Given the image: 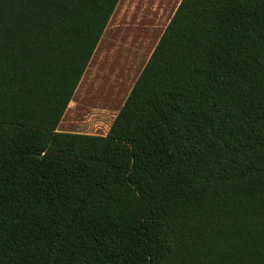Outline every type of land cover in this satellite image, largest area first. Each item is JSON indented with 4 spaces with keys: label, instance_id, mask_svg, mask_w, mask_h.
Instances as JSON below:
<instances>
[{
    "label": "trees",
    "instance_id": "obj_1",
    "mask_svg": "<svg viewBox=\"0 0 264 264\" xmlns=\"http://www.w3.org/2000/svg\"><path fill=\"white\" fill-rule=\"evenodd\" d=\"M119 0H0V264H264V0H180L105 136L61 132Z\"/></svg>",
    "mask_w": 264,
    "mask_h": 264
},
{
    "label": "rangeland",
    "instance_id": "obj_2",
    "mask_svg": "<svg viewBox=\"0 0 264 264\" xmlns=\"http://www.w3.org/2000/svg\"><path fill=\"white\" fill-rule=\"evenodd\" d=\"M180 0H120L58 127L105 136Z\"/></svg>",
    "mask_w": 264,
    "mask_h": 264
},
{
    "label": "crops",
    "instance_id": "obj_3",
    "mask_svg": "<svg viewBox=\"0 0 264 264\" xmlns=\"http://www.w3.org/2000/svg\"><path fill=\"white\" fill-rule=\"evenodd\" d=\"M119 1H120V0H119ZM118 3H119V2H118ZM117 5H118V4H117ZM116 7H117V6H116ZM115 9H116V8H115ZM114 11H115V10H114ZM113 13H114V12H113ZM112 15H113V14H112ZM172 15H173V14H172ZM171 17H172V16H171ZM171 17H170V18H171ZM169 20H170V19H169ZM109 21H110V20H109ZM168 22H169V21H168ZM108 23H109V22H108ZM158 40H159V39H158ZM98 43H99V42H98ZM156 44H157V43H156ZM92 56H93V55H92ZM91 58H92V57H91ZM89 63H90V62H89ZM88 65H89V64H88ZM87 67H88V66H87ZM86 70H87V68H86ZM86 70H85V72H84L83 75H85ZM82 78H83V76H82ZM82 78H81V79H82ZM80 81H81V80H80ZM79 83H80V82H79ZM78 85H79V84H78ZM58 127H59V126H58Z\"/></svg>",
    "mask_w": 264,
    "mask_h": 264
}]
</instances>
